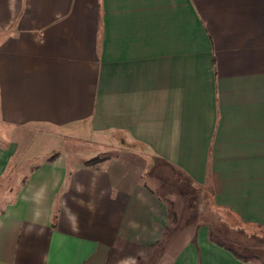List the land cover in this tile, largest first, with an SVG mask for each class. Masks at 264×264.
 I'll list each match as a JSON object with an SVG mask.
<instances>
[{
	"label": "crops",
	"instance_id": "crops-1",
	"mask_svg": "<svg viewBox=\"0 0 264 264\" xmlns=\"http://www.w3.org/2000/svg\"><path fill=\"white\" fill-rule=\"evenodd\" d=\"M74 140L116 153L74 163ZM10 164L0 264H134L154 243H173L159 264H264V236L240 251L179 224L180 176L264 232V0H0Z\"/></svg>",
	"mask_w": 264,
	"mask_h": 264
},
{
	"label": "rangeland",
	"instance_id": "rangeland-1",
	"mask_svg": "<svg viewBox=\"0 0 264 264\" xmlns=\"http://www.w3.org/2000/svg\"><path fill=\"white\" fill-rule=\"evenodd\" d=\"M67 140V139H66ZM66 152V155L74 163L76 162H85V160H90L92 162H100L103 159H106L116 153V148L110 144L102 143L99 144L93 141L87 140H74L68 141L64 144L63 148ZM76 161V162H75ZM15 164L9 165V170L5 178L0 179V197H2L3 191L8 192V201H14L17 192L21 189V186L25 183V175L20 178L16 177L14 173ZM26 169H30L29 167ZM26 171V170H25ZM11 175V176H10ZM9 176V177H8ZM7 177V179H6ZM3 186V187H2ZM2 187V188H1ZM2 192V193H1ZM179 224L184 218H194L199 222H211L213 229L220 239L224 242H227L234 248L242 251L241 244L238 242H245L244 237L249 236H264L263 231L255 230L250 227H244L238 224L237 222L232 221L230 218H227L223 210L211 209L210 201L208 200L209 196L206 191L197 186L188 184V181L185 179L180 180L179 176ZM193 207V210L191 208ZM215 217V221L213 220ZM181 220V221H180ZM213 221V222H212ZM180 229H185V227ZM189 231L192 230L191 226H188ZM182 233H180L181 235ZM179 235V236H180ZM250 243V242H249ZM164 243H154L151 244L150 248L145 250H139L140 255L146 254V257H138L134 264H159L162 262L158 258L152 257L158 255L161 251H170L172 250L173 243H167L165 248ZM166 249V250H165ZM151 255V256H150ZM166 261V260H165ZM168 261V260H167Z\"/></svg>",
	"mask_w": 264,
	"mask_h": 264
},
{
	"label": "trees",
	"instance_id": "trees-1",
	"mask_svg": "<svg viewBox=\"0 0 264 264\" xmlns=\"http://www.w3.org/2000/svg\"><path fill=\"white\" fill-rule=\"evenodd\" d=\"M95 162H92L90 160L86 161V164L88 165H92L94 164ZM218 244L224 248H226L227 250H229L231 253H233L236 257H242V255H240L234 248L230 247V246H226L224 243L222 242H218Z\"/></svg>",
	"mask_w": 264,
	"mask_h": 264
}]
</instances>
